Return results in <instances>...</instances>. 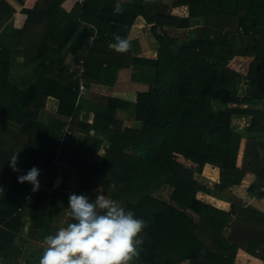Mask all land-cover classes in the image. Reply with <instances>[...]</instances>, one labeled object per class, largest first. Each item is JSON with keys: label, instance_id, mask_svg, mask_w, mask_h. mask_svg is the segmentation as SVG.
<instances>
[{"label": "trees", "instance_id": "obj_1", "mask_svg": "<svg viewBox=\"0 0 264 264\" xmlns=\"http://www.w3.org/2000/svg\"><path fill=\"white\" fill-rule=\"evenodd\" d=\"M18 1L25 14L16 37L19 66L35 77L25 89L17 87L0 52V117L18 125L13 142L0 143L3 261L9 247L20 248L15 235L26 216L29 233L55 234L67 225L52 223L48 209L52 201L68 200L75 177L78 188H100L145 221L133 264H264L263 214L225 188L251 173L245 191L264 196V141L258 137L264 135V0H84L68 11L63 0ZM5 5L0 2V27L13 11ZM137 16L151 24L154 58L131 55L126 37ZM191 19L201 22L190 28ZM173 28L180 31L173 35ZM117 36L126 42L122 50L110 46L119 45ZM79 58L87 88L113 86L122 70L138 66L144 86L130 111L135 125L116 117L117 108H128L125 100L99 95L88 108L81 96L77 100L70 68ZM240 77L247 80L245 95ZM47 96L56 98L61 118L42 123L38 114ZM234 114L250 116V134L233 130ZM67 118L60 165L53 160ZM14 153L24 171L46 163L37 191L17 181L8 164ZM213 169L219 178L209 179ZM165 188L167 199L156 194ZM43 249L27 253L33 264Z\"/></svg>", "mask_w": 264, "mask_h": 264}, {"label": "clouds", "instance_id": "obj_2", "mask_svg": "<svg viewBox=\"0 0 264 264\" xmlns=\"http://www.w3.org/2000/svg\"><path fill=\"white\" fill-rule=\"evenodd\" d=\"M114 11H121L119 5ZM116 39L119 48L126 46L118 36ZM17 161L16 153L8 160L12 171L18 173L17 181L27 182L37 191L40 169L33 165L24 171ZM67 208L71 222L44 237L46 247L39 264H133L140 254L143 241L138 234L145 221L99 192L94 199L71 193Z\"/></svg>", "mask_w": 264, "mask_h": 264}, {"label": "crops", "instance_id": "obj_3", "mask_svg": "<svg viewBox=\"0 0 264 264\" xmlns=\"http://www.w3.org/2000/svg\"><path fill=\"white\" fill-rule=\"evenodd\" d=\"M127 2H132L133 0H122ZM165 4H170L172 0H162ZM0 2L5 3V8L12 7L13 11L11 12L10 16L4 20V23L0 27V52L5 55L6 62L8 63L9 67V81L15 84L20 89H25L33 80L34 75L31 69H22L19 66V62L22 60V51L21 48L17 47L16 45V37L19 28L21 27L24 19L25 14L20 11V3L18 0H0ZM73 5V0H63L60 3V6L65 10H70L71 6ZM8 9V8H7ZM193 19L190 20L192 22ZM196 23V22H195ZM195 23H191L190 28L194 26ZM149 23H145L141 16H137L133 23L131 24L126 40L131 41V55H135L137 57H146V58H154L156 56V49H157V42L155 41ZM180 41H186L185 38H180ZM110 46L117 50H122L116 44H110ZM85 51H80V57L84 55ZM138 66H130L129 69L122 70L120 74V79L116 82L113 86H108L99 83H90L87 88V92L85 91L80 97V103L84 107H93V104L99 99L100 96H113L119 99L125 100L128 102L127 109L117 108L115 110L116 117L121 118L123 123L126 124L127 122L132 125L136 123L131 120L130 111L132 108V104L135 100V92L138 88L144 86L139 77L138 73ZM6 100H8L6 98ZM57 100L53 96H47L45 98L44 106L39 110L38 120L44 123L43 119L41 118L44 111H55L56 109ZM6 105V104H5ZM85 111V110H82ZM60 119L61 117L56 114L51 116V119ZM54 120V121H55ZM234 120V123H233ZM50 121V119H48ZM250 122L249 115H238L234 114L231 117V126L234 131L240 133L241 135H247V127ZM135 123V124H134ZM129 125V124H127ZM0 131L7 132L18 130V125L0 117ZM3 127V128H2ZM15 129V130H14ZM42 163V162H41ZM45 164L40 165V172L45 169ZM209 165V164H206ZM215 168V167H214ZM216 169V168H215ZM217 170L211 172L212 175L216 178L219 175ZM253 178L251 173L245 174L243 181L241 184H227L225 188L229 189L231 193L240 197L243 200V203L254 209L260 211L264 216V196L261 197H254L253 195L248 194L245 191V187L247 183ZM214 179V178H213ZM76 180V178H75ZM73 181V178H72ZM71 185L77 186V180L72 182ZM70 189V187L68 188ZM71 190V189H70ZM100 191V188H98ZM219 198L222 197L221 193H217ZM224 195V194H223ZM27 220V226L29 223V217ZM25 224V223H24ZM228 231V229H226ZM226 233V231H225Z\"/></svg>", "mask_w": 264, "mask_h": 264}, {"label": "rangeland", "instance_id": "obj_4", "mask_svg": "<svg viewBox=\"0 0 264 264\" xmlns=\"http://www.w3.org/2000/svg\"><path fill=\"white\" fill-rule=\"evenodd\" d=\"M195 22H201V19L192 20V24ZM180 30L173 28L171 30L170 33H172L173 35H176ZM238 90H239V94L240 95H245L247 93V80L244 77H240L238 79ZM55 111H44L42 113V119L44 121V123L49 122L48 119L51 120V116L54 115ZM53 119V118H52ZM55 120V119H54ZM55 121H58L57 119ZM234 123V120H233ZM132 125L130 123H126V125ZM135 124V123H134ZM1 127V126H0ZM3 128V127H2ZM15 130V129H14ZM18 133V130L16 131ZM16 133V134H17ZM247 135L250 133H246ZM258 137H262L263 141H264V135H258ZM15 139V135H14V131H9L7 130V132H1L0 131V143L3 145H10L11 142H13V140ZM210 178L209 179H213L214 175H208ZM75 177H73V181L71 179L70 182V189H71V193H77V194H85L88 195L90 198H95L97 192L101 193L99 190H93L90 191L89 193H87L85 190L75 187L74 185H71L72 182H75ZM96 192V193H95ZM107 194V193H106ZM157 195H160L161 197L163 196V198L167 199V188L165 189H160L159 191L156 192ZM104 195V194H103ZM106 198L109 199L108 194L104 195ZM222 197H224L222 195ZM115 202V201H114ZM67 201L64 202H51L49 205V214L50 217L53 218L52 223H57L58 225H63V224H68L69 222H71V217L68 215L70 209L67 208ZM118 205H120L119 202H116ZM27 220L28 218L25 219V224L23 226V228L21 229L20 232L16 233L15 235V246L20 245V248L17 247H9L8 248V254L9 256L7 257V260L3 261V255L0 256V261L2 260L3 263L6 264H33V260L28 258L27 253L33 251V250H39L42 247H46L45 243H44V237L47 236L44 233H40L38 231H34L29 233L28 232V226H27ZM25 251V252H24ZM26 253V254H25ZM181 264H185V262L181 263Z\"/></svg>", "mask_w": 264, "mask_h": 264}, {"label": "built area", "instance_id": "obj_5", "mask_svg": "<svg viewBox=\"0 0 264 264\" xmlns=\"http://www.w3.org/2000/svg\"><path fill=\"white\" fill-rule=\"evenodd\" d=\"M84 0H73V2H77V3H82ZM93 33L89 36L88 39V44L90 45L93 36L95 35V29L93 28ZM70 70L74 71L73 74V78L77 80V86H78V90H77V100L79 99V97L87 90L86 84L83 81V78L81 77V73L83 72V66H82V58H79L77 60V63H74L72 65V67L70 68ZM69 118L66 119V122L60 127V134H59V144H58V148L56 150V155L55 158L53 160V163H57L60 165H63V163L58 161V152H59V147L60 145L64 142V140L66 139V137L69 135L70 130H69V126H68V122H69ZM44 172V169L41 171V173Z\"/></svg>", "mask_w": 264, "mask_h": 264}]
</instances>
